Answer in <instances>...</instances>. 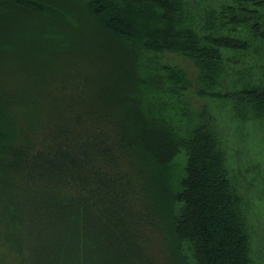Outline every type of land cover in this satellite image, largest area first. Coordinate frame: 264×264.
I'll use <instances>...</instances> for the list:
<instances>
[{"label":"trees","instance_id":"trees-1","mask_svg":"<svg viewBox=\"0 0 264 264\" xmlns=\"http://www.w3.org/2000/svg\"><path fill=\"white\" fill-rule=\"evenodd\" d=\"M2 66L0 264H259L264 0H0Z\"/></svg>","mask_w":264,"mask_h":264},{"label":"rangeland","instance_id":"rangeland-1","mask_svg":"<svg viewBox=\"0 0 264 264\" xmlns=\"http://www.w3.org/2000/svg\"><path fill=\"white\" fill-rule=\"evenodd\" d=\"M192 1H195V0H192ZM67 41H70V40H68V37H67ZM161 57H162L164 63L171 65V66H174V67H177L178 69H181L186 74L188 81H190L194 85L196 84L197 77H198V70H197L193 60H191L190 58L185 57L181 54H177V53H164V54H162ZM49 66H51V64H49ZM8 72H9V67H6V66L0 67V76L1 77L4 78L5 76H7ZM6 79L10 80L8 77ZM195 92L196 91L194 90L193 87L189 88L188 91L185 93L187 95L186 100L188 102H190L191 104H193L194 107L200 108L203 104V100L200 99L198 96H196ZM12 119L14 122V124H13L14 128L19 129V127H20L19 124L24 119L25 120L27 119L25 111L24 110L14 111L12 113ZM15 120H16V124H15ZM261 140L262 139L257 134L254 133L251 136V138L249 139V141L245 144L244 147H242V148L240 146L239 147H236V146L233 147L232 145H229V147H231L233 149L235 148L234 151H235L236 159H237V161H239L238 163L242 165L246 161L253 159V154L256 151H258V149L260 147ZM250 202H252L251 203V206H252L251 209L254 212V214H253L254 217L253 216L252 217L258 218L257 214L260 212V208L255 204L254 200L250 201ZM253 251H254V258L256 259V261L259 264H264V228H260V227L254 228Z\"/></svg>","mask_w":264,"mask_h":264}]
</instances>
